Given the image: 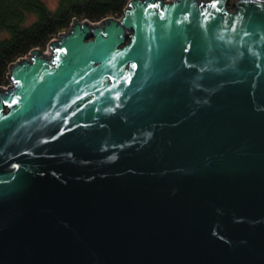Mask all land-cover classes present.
<instances>
[{
    "label": "water",
    "instance_id": "water-1",
    "mask_svg": "<svg viewBox=\"0 0 264 264\" xmlns=\"http://www.w3.org/2000/svg\"><path fill=\"white\" fill-rule=\"evenodd\" d=\"M232 7L131 0L10 65L0 264H264V0Z\"/></svg>",
    "mask_w": 264,
    "mask_h": 264
},
{
    "label": "trees",
    "instance_id": "trees-1",
    "mask_svg": "<svg viewBox=\"0 0 264 264\" xmlns=\"http://www.w3.org/2000/svg\"><path fill=\"white\" fill-rule=\"evenodd\" d=\"M130 1L57 0L51 9L43 0H0V87L10 85V65L44 52L72 25L120 18Z\"/></svg>",
    "mask_w": 264,
    "mask_h": 264
},
{
    "label": "rangeland",
    "instance_id": "rangeland-1",
    "mask_svg": "<svg viewBox=\"0 0 264 264\" xmlns=\"http://www.w3.org/2000/svg\"><path fill=\"white\" fill-rule=\"evenodd\" d=\"M46 4H47V6L49 7V8H54L55 7V5H56V2H57V0H43ZM201 2L202 3H205V0H201ZM228 2H231L230 3V6H228V9L229 10H231V11H234V8L232 7V4L235 2V0H228ZM122 17V16H121ZM120 17V18H121ZM120 18H118V19H115V20H120ZM63 33V32H62ZM128 34V33H127ZM58 37H56L55 39H57ZM127 41H128V39H126ZM47 51V49L44 51V52H46ZM43 53V52H42ZM10 85H11V83H10ZM6 88V87H5Z\"/></svg>",
    "mask_w": 264,
    "mask_h": 264
},
{
    "label": "flooded vegetation",
    "instance_id": "flooded-vegetation-1",
    "mask_svg": "<svg viewBox=\"0 0 264 264\" xmlns=\"http://www.w3.org/2000/svg\"><path fill=\"white\" fill-rule=\"evenodd\" d=\"M127 42H128V41H125L124 44L127 43Z\"/></svg>",
    "mask_w": 264,
    "mask_h": 264
}]
</instances>
